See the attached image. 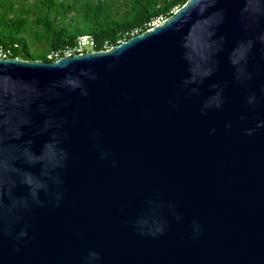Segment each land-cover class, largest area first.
<instances>
[{
  "label": "water",
  "instance_id": "obj_1",
  "mask_svg": "<svg viewBox=\"0 0 264 264\" xmlns=\"http://www.w3.org/2000/svg\"><path fill=\"white\" fill-rule=\"evenodd\" d=\"M0 264H264V0L0 59Z\"/></svg>",
  "mask_w": 264,
  "mask_h": 264
},
{
  "label": "trees",
  "instance_id": "obj_2",
  "mask_svg": "<svg viewBox=\"0 0 264 264\" xmlns=\"http://www.w3.org/2000/svg\"><path fill=\"white\" fill-rule=\"evenodd\" d=\"M188 2L0 0V53L9 59L52 63L65 58L84 36L94 40L92 52L110 51L152 30L155 22L171 18Z\"/></svg>",
  "mask_w": 264,
  "mask_h": 264
},
{
  "label": "built area",
  "instance_id": "obj_3",
  "mask_svg": "<svg viewBox=\"0 0 264 264\" xmlns=\"http://www.w3.org/2000/svg\"><path fill=\"white\" fill-rule=\"evenodd\" d=\"M94 46V40L91 37H81L78 40V45L74 50H69L66 51L65 55L66 57H73V56H81L84 54L85 50L88 47H93ZM75 51V52H73ZM58 55H52L49 58L53 59L54 57H57ZM0 59H9L6 55H3L2 53H0Z\"/></svg>",
  "mask_w": 264,
  "mask_h": 264
},
{
  "label": "clouds",
  "instance_id": "obj_4",
  "mask_svg": "<svg viewBox=\"0 0 264 264\" xmlns=\"http://www.w3.org/2000/svg\"><path fill=\"white\" fill-rule=\"evenodd\" d=\"M162 22H164V21H161L160 23H162ZM160 23H159V24H160ZM159 24H155L154 27L158 26ZM154 27H153V28H154ZM84 37H85V36H84ZM86 37H89V36H86ZM80 38H81V37H80ZM88 48H92V47H88ZM86 50H87V49H86ZM90 53H91V52H90ZM85 54H87V53H85ZM83 55H84V54H83ZM76 56H77V55H76ZM65 58H68V57H65ZM63 59H64V58H63Z\"/></svg>",
  "mask_w": 264,
  "mask_h": 264
},
{
  "label": "rangeland",
  "instance_id": "obj_5",
  "mask_svg": "<svg viewBox=\"0 0 264 264\" xmlns=\"http://www.w3.org/2000/svg\"><path fill=\"white\" fill-rule=\"evenodd\" d=\"M30 1V0H29ZM160 23V21H157V22H155V24H159ZM88 50H85V51H88V52H92V50H91V48H87Z\"/></svg>",
  "mask_w": 264,
  "mask_h": 264
}]
</instances>
